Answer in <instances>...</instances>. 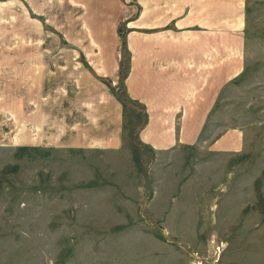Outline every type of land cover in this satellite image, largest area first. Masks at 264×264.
<instances>
[{
    "label": "rangeland",
    "instance_id": "374dc122",
    "mask_svg": "<svg viewBox=\"0 0 264 264\" xmlns=\"http://www.w3.org/2000/svg\"><path fill=\"white\" fill-rule=\"evenodd\" d=\"M0 264H264V0H0Z\"/></svg>",
    "mask_w": 264,
    "mask_h": 264
},
{
    "label": "crops",
    "instance_id": "0c3cea01",
    "mask_svg": "<svg viewBox=\"0 0 264 264\" xmlns=\"http://www.w3.org/2000/svg\"><path fill=\"white\" fill-rule=\"evenodd\" d=\"M102 6H103V8L106 6V3H104V4H102ZM170 26H172V23H170ZM215 54L216 53H214V60H207L208 61V64L209 65H211V63L213 64V65H216V57H215ZM227 62V61H226ZM226 64V63H225ZM231 64V63H230ZM229 69H231V70H229ZM222 70L224 71L223 73H224V75L225 74H230L231 76H233V74H232V67L231 66H229V68H227V67H223L222 68ZM226 70H228L229 72H227ZM91 72H92V74L94 73L92 70H90ZM238 74V73H237ZM209 78V77H208ZM227 78L228 77H225V81H227ZM215 82V81H214ZM206 83H207V81H206ZM221 85V84H220ZM214 86V87H213ZM208 87V86H207ZM211 87H213V91L214 90H216V87L217 86H215V83H212V84H210V87H208L209 89H211ZM185 86L183 85V88H182V92L180 93V95H178V100H180L179 101V104L181 103V102H183L184 101V96H185ZM176 96V95H175ZM200 96H203V93L201 92V88L200 89H196V91H195V93L193 94V99L194 98H197L198 100H196L194 103H198V102H200L202 99H200L199 97ZM214 96H216V93L214 94ZM205 97V96H204ZM171 98V97H170ZM177 100V99H176ZM113 102H114V107H116V108H118L119 109V104H118V102L117 101H115L114 99H113ZM190 111V110H189ZM187 116H189L188 114H187ZM181 123H182V121H180V125H181ZM183 128L184 129H186L187 128V123L186 122H184L183 124ZM155 135V137H157V140H159L160 138L162 139L163 137L161 136L162 134H160V133H158V135H156V134H154ZM231 139V140H230ZM230 139L228 140V144H231V145H234V141L232 140V137H230ZM227 143H226V139L225 138H222V139H219L217 142H216V144H215V149H217V150H220V149H226L227 147L225 146Z\"/></svg>",
    "mask_w": 264,
    "mask_h": 264
},
{
    "label": "built area",
    "instance_id": "2783aa9c",
    "mask_svg": "<svg viewBox=\"0 0 264 264\" xmlns=\"http://www.w3.org/2000/svg\"><path fill=\"white\" fill-rule=\"evenodd\" d=\"M224 243H220V245L217 246V249L221 248V245H223Z\"/></svg>",
    "mask_w": 264,
    "mask_h": 264
}]
</instances>
